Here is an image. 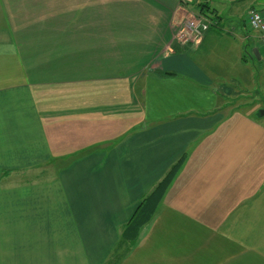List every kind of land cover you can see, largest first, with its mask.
Returning a JSON list of instances; mask_svg holds the SVG:
<instances>
[{
	"label": "crops",
	"instance_id": "crops-1",
	"mask_svg": "<svg viewBox=\"0 0 264 264\" xmlns=\"http://www.w3.org/2000/svg\"><path fill=\"white\" fill-rule=\"evenodd\" d=\"M253 9L264 0H0V264H106L182 157L119 264H264ZM208 15L197 43L179 39Z\"/></svg>",
	"mask_w": 264,
	"mask_h": 264
},
{
	"label": "trees",
	"instance_id": "trees-1",
	"mask_svg": "<svg viewBox=\"0 0 264 264\" xmlns=\"http://www.w3.org/2000/svg\"><path fill=\"white\" fill-rule=\"evenodd\" d=\"M208 18H210L209 29L211 27H215L216 23L212 21H216L217 19L219 20V17L216 15H208ZM184 158L185 157H182L178 162H176L161 178V180L157 182L141 199L129 221L122 227L120 240L114 247L106 264H119L136 245L142 229L148 225V223H150L155 216L159 204L169 184L182 166Z\"/></svg>",
	"mask_w": 264,
	"mask_h": 264
},
{
	"label": "built area",
	"instance_id": "built-area-1",
	"mask_svg": "<svg viewBox=\"0 0 264 264\" xmlns=\"http://www.w3.org/2000/svg\"><path fill=\"white\" fill-rule=\"evenodd\" d=\"M248 28L258 35L259 45L264 49V15L259 10H251L246 18ZM210 20L204 17H195L186 23L184 30L179 34V39L185 42L197 43L202 35L208 31Z\"/></svg>",
	"mask_w": 264,
	"mask_h": 264
},
{
	"label": "rangeland",
	"instance_id": "rangeland-1",
	"mask_svg": "<svg viewBox=\"0 0 264 264\" xmlns=\"http://www.w3.org/2000/svg\"><path fill=\"white\" fill-rule=\"evenodd\" d=\"M258 6V8H260L259 7V5H257ZM195 17H193V18H191V20H193ZM190 21V20H189ZM250 30V29H249ZM182 34L183 35H186L185 33H186V30H184V29H182ZM259 49H260V52H261V54H264V50L262 49V47L261 46H259ZM254 65V64H253ZM253 79V78H252ZM251 79V80H252ZM243 82V81H242ZM252 83H253V85H251V86H249V89H251V90H253L254 88H258V83H255V82H253V80H252ZM239 92H241L240 90H239ZM231 97H237V96H231ZM252 101H253V99L252 98H250V97H248V96H246V97H240L239 99H237L236 98V100H235V102H241V103H243V102H247V103H252ZM263 104H264V102H263Z\"/></svg>",
	"mask_w": 264,
	"mask_h": 264
},
{
	"label": "water",
	"instance_id": "water-1",
	"mask_svg": "<svg viewBox=\"0 0 264 264\" xmlns=\"http://www.w3.org/2000/svg\"><path fill=\"white\" fill-rule=\"evenodd\" d=\"M253 53L258 59H260V55H259L258 49H256V48L253 49ZM260 114L264 115V111H260Z\"/></svg>",
	"mask_w": 264,
	"mask_h": 264
}]
</instances>
